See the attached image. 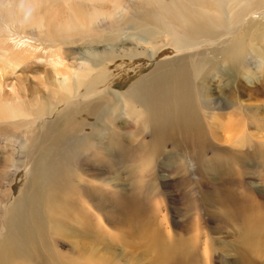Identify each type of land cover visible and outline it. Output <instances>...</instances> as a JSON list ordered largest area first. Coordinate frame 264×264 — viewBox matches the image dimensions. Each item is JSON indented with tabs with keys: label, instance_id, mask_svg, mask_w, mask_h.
Masks as SVG:
<instances>
[{
	"label": "rangeland",
	"instance_id": "374dc122",
	"mask_svg": "<svg viewBox=\"0 0 264 264\" xmlns=\"http://www.w3.org/2000/svg\"><path fill=\"white\" fill-rule=\"evenodd\" d=\"M145 1L0 0V108L4 110V113L13 116L7 118V121L6 118L0 117L1 238L5 233L6 219L10 209H15V206L30 208V210L37 209V202L35 201L34 204L33 202L41 191L38 183V168L40 167L42 170V163L44 162L46 165L51 161L52 148L60 144V138H81L85 135L89 136V142L79 144L82 140L76 141L75 145L66 149L65 159L52 160V163L59 162L61 166H70V169L65 174L63 173L67 187L62 193L53 190L54 196H52L50 192H44L43 198L46 203L59 198V202L73 204L75 208L86 211V207H88L93 215L94 224L100 225L104 229L105 238L115 244L120 240L130 242L125 233L130 229L140 230L150 222L151 224L146 228L150 235L158 231L162 232L165 237L169 234L178 236L182 239L183 246L188 247L187 251L193 250L196 243L194 239H198L199 246L196 257L190 259L187 264H205L208 261L210 264H231L236 258L232 247L237 235L235 229L240 230L241 227L238 223L225 226L221 214L225 212L226 216L231 218L237 207L240 206V202L237 199V201L234 200L235 195L243 190L237 178L239 175L245 177L246 183L252 186L250 189H257L263 193L259 199L257 194L251 195V191L248 190L247 193L245 191V194L249 196L248 199L251 201L258 199L264 203V159L257 154H252L251 157L244 160V166L240 167L239 163L237 165L226 159L225 154L230 151L245 152L249 145H264V52L263 57L246 56L244 70L236 78L240 80L235 82L237 80L234 79L235 83L231 84L229 88L232 94L229 98L242 97L241 100H247V104H250L254 114L260 119L258 121L250 118L245 130L246 134L250 135L249 140L237 143L231 139L229 141V137L232 136L225 131L227 122L225 117L219 122L220 129H223L218 132L217 140L213 141L206 150L199 149L191 142L192 146L187 151V160L185 159V163H182L180 159L185 151L180 143L182 135L179 125L181 123L174 119L164 127V137L167 136L166 138L172 139L175 143L171 141L158 144V141H152L150 131L144 129L143 132H140L142 126L139 129L140 125L136 124L133 116L137 113V116H141L143 112L133 102L135 94L128 91L138 77L148 74L154 68L162 56L173 54L170 51L165 53L169 47L164 48L163 52L159 51L154 59H150L149 52H147L146 55L137 58L128 59L126 57L125 59V57L115 55L103 60L100 56H93L89 52L90 49L108 51L112 50L111 47L114 46L113 50L123 54L121 46L137 45L138 38H140L138 28L133 23L139 20L143 21L146 16H148L150 24L163 27L169 19L162 14L175 0ZM202 1L207 5V8H213L210 1ZM129 5H137L140 8L137 7L129 12L118 10V7L122 6L123 10ZM190 6L188 3L187 8ZM144 10L149 13H144ZM118 11L121 13L115 15ZM65 30L67 31L65 32ZM186 31L191 32L193 29L189 30L186 27ZM157 37L158 35L155 36V38ZM157 39L165 40L160 36ZM27 41L34 52L32 55L24 56L25 53H21L20 47ZM64 43H69V45ZM49 45L54 46V49ZM59 46L61 50L58 49ZM58 55L63 60L65 59L66 66L74 73L79 70L84 73L89 65H96L86 63L88 65L85 66L84 62L89 59L101 63L100 68L106 67L105 73L93 71L91 74L93 79L86 80L77 90L78 97L72 100L71 94H65L57 86L59 85L55 79L57 72L51 63L58 59ZM4 61L7 62L4 64ZM201 62V64L192 63L189 65L193 70L191 82L195 86L202 87L206 80H210L209 92L214 98L221 101L220 113L226 114L223 108L226 107L224 101L227 98L226 96L222 97L221 93L228 89L222 87L224 86L221 78L222 68H220L222 62L218 60L209 63V59L205 57L201 59ZM134 67H140L142 70L134 71L136 72L134 73L131 70ZM126 69L129 70L126 71ZM102 75L103 77H101ZM116 76L120 77L115 82L113 80L117 78ZM91 88L96 91L88 95L86 92ZM239 92H242L241 97ZM114 93L126 99L127 109L123 108L122 103L112 99ZM131 96L133 98H130ZM99 103L106 105L105 114L90 115L89 108L99 105ZM114 104L116 106H113ZM67 105L68 107H66ZM44 107L51 110L50 113H46L43 110ZM131 110H134L133 114ZM112 119H116V123ZM21 123H27V126H18ZM114 124L118 127H115ZM70 127L71 130H69ZM117 128L120 130L117 131ZM103 132L108 134L103 139L105 141L113 133L123 134L120 144L110 145L115 154L113 157H105L100 149V136ZM191 132L189 134L190 141L193 139ZM138 141L145 142L155 152L142 154L144 156L137 154L134 149H137ZM129 142L132 143V146L129 145ZM151 156L154 158H150ZM171 156H174L176 160H171ZM261 161L263 167L259 166ZM116 174L120 175L118 183L113 181ZM84 195L91 203L84 199L86 198ZM229 196L230 199H227ZM214 202L216 203L214 204ZM92 203L101 207L102 211L98 212ZM68 208L72 210L71 207ZM46 212L48 216H53V210L50 207L46 208ZM99 217L103 219L102 223L97 221ZM216 219L222 222L219 223ZM134 220L136 221L135 225H133ZM225 222L229 223V221ZM167 224L169 228H167ZM47 233L39 227L33 226L29 231L26 243L27 258L31 261L19 260L13 264H54L55 261H59L61 264L66 262L79 264L72 259H59L52 251L51 245L48 244L49 241H53L56 235L48 229ZM58 239L61 242L54 243L53 246L54 248L57 246L58 252L65 253L72 238L65 239L66 246L60 236ZM206 239L210 241L211 245L207 254L203 251L204 244L209 242ZM120 249L122 250V248ZM115 252L117 255H121L122 251L116 248ZM197 258L200 262H197ZM79 261L81 262V260ZM258 261L264 263L263 258ZM141 262V264H148L150 258ZM80 264L88 263L82 261Z\"/></svg>",
	"mask_w": 264,
	"mask_h": 264
},
{
	"label": "bare ground",
	"instance_id": "6f19581e",
	"mask_svg": "<svg viewBox=\"0 0 264 264\" xmlns=\"http://www.w3.org/2000/svg\"><path fill=\"white\" fill-rule=\"evenodd\" d=\"M208 1L213 4V8H207V5L203 3L202 0L172 1L170 7H167L162 14L164 15V17L170 20H168L165 24L163 23V27L150 24L148 16H146L143 21L139 20L134 22L133 25L138 28L137 31L140 38H138L139 40L137 42V45L132 46L131 44L128 47H125L124 45L121 46L120 49L123 54L119 51L113 50L115 48L114 46L111 47L112 50L108 51L105 49L101 51H98L96 49L89 50V52L92 53L93 56H100L103 60H105L106 57L107 59H109L111 56L115 55L118 57H125V59L126 57H128V59L137 58L139 56L146 55L147 52H149V58L154 59L155 56L159 54V51H164V48L169 47L165 50V53L167 54V52L170 51L173 54L165 55V57L162 56L148 74H144L143 76L138 77L136 82L133 81L134 83L129 87L128 91L129 93L135 94L133 102L137 104L138 108L143 112V116H137L138 113L137 115L133 116L135 117L136 124L140 125L138 126L139 129L142 126V131L140 132H143L144 129L150 131V136L151 138H153L152 141H158V144H163V142L164 144L167 142H171L172 139L166 138L167 136L164 137V127H166L174 119L181 123L179 125L181 127L182 135L180 143L183 145L182 149L185 151V154H183L182 158L180 159L182 163H185V159L187 160V151L188 148L192 146L191 144L199 147V149L206 150L209 145L213 143V141L217 140L218 132L223 129H220L219 125L221 119H224L226 117L227 122L225 124V131L230 136H232L229 137V141L231 139L232 141H234V143L249 140L250 135H247L245 130L250 121V118L260 121V119L256 116V114H254L253 110L251 109L250 104H247V100H241L242 92L238 93L241 98H229L231 94L229 88L231 84H234L235 82H238L240 80H237L236 78L239 77L242 73V70H244V66L246 63L245 59L247 55L263 57L264 0ZM188 3L191 5L189 8H187ZM179 4L184 8L182 6H178ZM121 7H118V10H125L127 12L137 7L140 8L137 5H129L128 8H124L122 10ZM172 11L174 12L173 14ZM120 13L121 12L118 11V13H115V15H118ZM144 13L148 14L149 12L144 10ZM186 27L189 30L193 29V31H186ZM66 31L67 30H65V32ZM156 35H158L157 38H159L160 36L165 38V40H158L157 38H155ZM64 44L69 45V43ZM138 46L139 48H137ZM49 47H52L54 49V46L49 45ZM59 48L61 47L59 46L58 49ZM20 49L22 54L25 53L24 56L32 55V53L34 52V50L31 49V45L28 41L22 43ZM204 57L206 59H209V63H214L218 60L222 62V64L220 65L223 73L221 78L224 82V86L222 87L224 89H228L223 90L221 93L222 97L226 96L227 98L224 101L226 107L223 108V111H226V114L220 113L221 101L214 98L213 95L209 92V88L211 86L210 80H206L205 85L203 84L202 87H199V85L195 86L191 82L193 70L189 67V65L192 63H195V65L201 64V59H203ZM122 59L124 60V58ZM64 60L61 58V56L58 55V59L56 61H53L51 65L54 67L55 72H57V75L55 76L56 81L59 82V85L57 86L65 94H71L70 98L72 100L78 97L77 90H79V87L83 83H85L86 80L89 81L93 79L91 76L93 71H101L105 73L104 70L106 69V67H104V69L100 68L101 63H96L91 59H86L87 61L85 62L83 61L85 63V66L88 65L86 63L96 65H89L87 71H85L84 73L82 72V70L74 73L71 69H69L68 66H66ZM6 62L7 61H4V64ZM144 66L145 63L143 64V67ZM127 70L129 69H126V71ZM131 70H133V72H138L141 71L142 68L134 67ZM101 77H103V75ZM116 77L117 78L113 80L115 82L116 80H119L120 76ZM234 79L237 81H235ZM233 80L235 82H233ZM91 84L93 83L91 82ZM95 91L96 89L91 88L86 93L89 95L91 93H95ZM112 96V99H116L120 104L122 103L124 109L128 108L125 101L126 99L121 96H117L115 93L112 94ZM130 98L133 97L131 96ZM113 106L116 105L114 104ZM132 106L133 105L131 104V107ZM66 107H68V105ZM106 108V105L99 103V105H94L93 107L91 106L88 111L90 115H96L97 113L100 115H104L106 112ZM0 110L2 109L0 108ZM43 110L46 113H50L51 111H49V109L46 107H44ZM64 110H66V108H64ZM131 113L133 114L134 110H131ZM0 114V117L6 118V121L7 118L9 119L13 117L12 114L4 113V110H2ZM112 120L114 123H116V119ZM18 126L26 127L27 123H21ZM114 126L118 127L116 124H114ZM69 130H71V127ZM116 130L119 131L120 129L117 128ZM190 132L193 133V139H191V141L189 135ZM107 135L108 134H104V132L101 133V141L99 144L100 149L102 150V153L105 157H113L115 156V154L110 148V145L120 144L121 135L123 134L113 133L107 138V141L103 140ZM79 140H82L79 144L89 142V136L84 135L81 136V138H60V144L52 148L50 156L51 161H49V163L46 165H44L43 162L42 170L40 169V167L38 168V183L40 184L41 191L36 197L38 200L35 198L33 202V204L37 202V209L30 210V208H19L18 206H15V209H10L9 215L6 219V229H4L5 233L2 238L0 237V264H13L15 263V261L17 262L19 260L31 261L27 258L26 243L29 231L33 226L39 227L40 229L46 231V233L48 229L56 235L53 241H49L48 244L51 245L52 251L59 259H72L79 262V264L82 261L87 262L88 264H141V261L147 258H150V262H148V264H187L190 259L195 258L198 252L197 247L199 246L197 238L194 239L196 243L193 247V250L187 251L189 250L188 247L183 246L182 239L178 236L169 234L167 237H165L163 236L162 232L159 233L158 231H155L154 233H152V235H150L146 229L149 227V224H151L150 222H148L140 230L130 229L127 233H125V236H128V238L130 239V242L127 243L123 240H120V242L118 241L119 243L115 244L114 242L105 238V236L103 235L104 229L100 225L96 226L94 224V219L92 218L93 215L90 213L88 207H86V211L81 208H75L73 204L59 202V198H55L50 203L45 202L43 198L44 192L48 191L52 196H54V191L62 193L67 187L66 178L63 173L65 174L66 171H69L70 166H61L59 162L52 163V160L54 159L60 161L63 158L65 159L66 149L71 145H75V142ZM135 142L137 143V141ZM138 143L139 145L137 149H134L136 150L137 154L142 155L144 153L148 154L150 152H155L154 149H150V146L145 142L138 141ZM172 143L175 142L172 141ZM124 144L127 145L126 142H124ZM129 145L132 146V143L129 142ZM252 154H257L259 157L264 159V145H249L248 150L245 152H226L225 158L237 165L239 163V166L242 167L244 166V160L251 157ZM150 158L154 157L151 156ZM170 159L176 160L174 156H171ZM262 164L263 163L261 161L259 166L263 167ZM114 178L115 180L113 181H116L118 183V180H120V175L116 174ZM237 178L239 183L243 187V190L235 195L236 198L234 197V200L237 199L240 202V206L237 207L236 210L235 206L233 207L235 212L233 213L234 215L231 218H233L234 220H232L230 217H227L225 212H222L221 214V219L224 221L223 223L225 226L235 225V223H238L241 227L240 230H238L237 228L235 229L237 235L236 239L234 240L235 244L233 245L232 250L235 252L236 258L231 264H264L258 261L262 260V258L264 260V203L259 201L258 199H255V201L249 200V196L245 194V191L246 193L248 190L251 191V195L257 194L256 196L258 198L263 193L262 191L260 192L257 189H250L252 188V186L246 183L244 176L239 175ZM84 197H86L84 199H87L86 201L88 203H91L89 202L87 196L84 195ZM227 199H230V196ZM215 203L216 202H214V204ZM92 205L98 212L102 211L101 207L96 206L93 203ZM47 207H50L53 210V216L47 215ZM68 207H71L72 210H70ZM257 209L260 210L257 211ZM102 220L103 219H101L100 217L97 218L98 222L102 223ZM216 221H218V219H216ZM220 221L218 222L220 223ZM225 221H229V223H226ZM135 224L136 221L134 220L133 225ZM166 226L167 228H169L168 224ZM59 236L62 238L64 246H66L67 243L65 239L72 238L71 244L68 245V250L65 253L58 252L57 246L55 248L53 246L54 243L58 244V242H61L58 239ZM206 241L209 240L206 239ZM210 246V241L204 244L203 251L206 254L211 249ZM119 247L122 248V250ZM116 248L122 251L120 252L121 255L116 254ZM79 260H81V262ZM125 261L126 263H124ZM198 261L199 259L197 258V262ZM54 264L61 263L59 261H55ZM62 264L69 263L66 262ZM205 264H210V261L205 262Z\"/></svg>",
	"mask_w": 264,
	"mask_h": 264
}]
</instances>
